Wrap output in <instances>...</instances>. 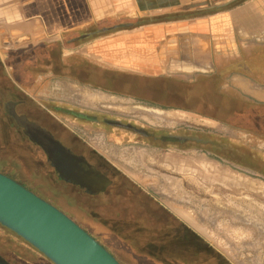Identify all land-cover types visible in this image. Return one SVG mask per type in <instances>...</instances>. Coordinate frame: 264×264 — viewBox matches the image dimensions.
Wrapping results in <instances>:
<instances>
[{"label": "rangeland", "instance_id": "374dc122", "mask_svg": "<svg viewBox=\"0 0 264 264\" xmlns=\"http://www.w3.org/2000/svg\"><path fill=\"white\" fill-rule=\"evenodd\" d=\"M138 1L125 0L123 10L117 15L116 20L112 21L113 23L121 22L123 26L129 25L131 26L129 29L119 27L111 29L109 33H104L97 30H100L101 26L106 22L93 23L76 32L75 37L66 39L70 43H76L77 47H75V44L70 43L69 47H66L68 43L63 39L64 53H61L59 45H56L59 46V49L56 50L55 56L49 55L51 52L49 48H42L38 53L31 51L27 54L16 55L14 61L17 63L24 61L23 65H14V68H11L10 65H4V67L0 68V100H2L3 104L0 109V171L8 174L15 173L21 181L28 182L34 187L36 185L42 187L37 189L41 192H47L49 195L48 199L67 209L70 215L87 228L88 232L111 252L114 257L120 260L122 264H173L157 260H147L153 257L154 259L163 257L159 250L156 251L155 245H150L152 241L160 240L155 237L153 238L156 232L151 228L155 229L156 224L150 223L152 224L151 226L143 220L128 222L129 217L134 218L137 216L138 207H141V211H145L143 208L145 206L144 199L135 192L137 191L136 189L153 194L152 188L159 183V179L155 178V175H150L152 170H150L149 164V168H143L141 173H127L132 186L126 183L125 187L126 191L131 193V196H129L133 201V206L128 204L123 205V202H121V204H118L121 206L116 211L103 204L93 208L90 207V204L86 206L82 202H78L76 203L78 205H75L73 201H67L70 198L65 199L63 196L55 197L54 193L47 190L41 180L31 176V171L30 176L28 175V166L22 165L19 161L23 157L22 152L19 150V147L15 148L12 139L9 137L10 130L7 127V120L3 112V107L11 100L12 94H14V97H18L17 93L12 91V86L19 91L18 98L21 100L32 98L35 100L34 104L36 105L37 103L43 105L42 101L45 100L63 108H67V102L62 99L60 100V94L63 97H70L79 92L75 87L69 85L68 81H62L57 86L53 84L48 85L47 79L52 78V76L47 73L45 74L47 69L45 68L46 65L42 62L45 60L43 57L46 58L47 62L61 61L62 54V59H67V62L91 61L100 63L103 54L107 52L108 46L105 44L107 43V38H112L119 34V37L123 39V45L125 44L123 47H126L124 53H126L127 57L121 60H141L136 42L138 43L141 37L144 38L145 34L143 32H145V29H142L143 27L136 28L135 26L138 24H143L144 26L153 24L151 15H156L160 11H165L166 8L170 9L171 7L169 5L161 7L163 3L161 4L158 0H153V2L143 0V5H140ZM218 1L204 0L197 3L193 2V4L191 3V8H211ZM174 2L176 4L172 7L175 10L181 8L177 0H174ZM247 17L249 18V16ZM95 28L97 29L95 30ZM146 30H149V28H146ZM83 35H87V37H82ZM103 40L106 41L104 42L105 45H103ZM235 40L239 49L248 50V52L228 55H224L225 53H223L219 61L221 60L223 63L228 61L236 62L238 65H229L232 68L237 66V69H231L232 74L247 72V74L256 78L259 82L264 83V30L263 33L253 39L236 38ZM228 43V41L221 42L222 46H227ZM232 44V47H235L234 42ZM250 50H254V52L250 53ZM77 52H82L83 56L76 55ZM48 56H50L49 59ZM247 63L249 65H246ZM218 66L220 72L229 71L226 65ZM13 78L18 79L17 85H15ZM206 81L205 83L201 81L199 83L201 86L191 87V90L195 93L199 91L205 93L209 92L210 89H221V79L218 81L212 79L210 85ZM54 88H61L62 91L57 90L58 95L53 96ZM96 101L99 100L94 98L92 102ZM225 102L227 108L223 107L222 112L224 116L221 118L223 123L210 121L206 118L187 113L183 114L178 111H169L167 114L156 111H139H144L149 115L152 114V122L159 126L157 129L172 134V138L174 139L173 144L169 145L167 143L166 145V143L158 142L159 149L167 146L166 148L170 150L169 154L177 152L179 156H185L186 158H192L197 161L205 159L207 162H213L217 167L213 173L216 174L219 170L223 172L227 171L232 177H235V180L239 181L234 180L233 184L235 183V185L229 186L232 188V197L227 196L231 191L229 187H223L222 189L219 185H214L211 188L207 183L206 187L201 188L200 186L201 194L206 193L207 199H212L217 203V211H222V214L218 215L215 224L206 225L216 226L222 231L218 236L220 244L213 247L232 264H264V196L261 195V190H259L261 188L264 190V103L247 100L238 101V103L233 100ZM224 109H228V111ZM230 110L232 114L234 111H237L238 116L233 117V115H229ZM179 116L181 119L178 118ZM61 119L68 127L75 125L71 123L75 120L72 116L64 115ZM160 154V151H157L154 155H145V158L149 159L150 156L152 158L157 156L155 159H160ZM13 157L17 160L19 158V163L15 160L13 161ZM162 159L165 160V157ZM122 168H124L123 171H126L124 166ZM135 175H137V178ZM185 177L189 178L191 182L195 181V177ZM243 181H247V183ZM249 183L253 187H250ZM190 187L189 184L185 183V210L189 211L188 207L193 206L195 209L190 208V211L195 212L197 205H199V200H203L204 198L194 196L195 193L198 194L194 192L196 186L193 189ZM211 190L213 194L210 196L208 193L210 194ZM60 193L62 195L67 194V191L63 190ZM193 203L196 205H193ZM86 208H89L90 212H87ZM201 210L207 211L206 208H201ZM197 211L198 209L193 214L196 220L200 216ZM153 216L156 215L154 214ZM126 218L127 220H125ZM146 226L149 228L148 231L145 230ZM150 232H153L152 236ZM0 257L9 264H52L35 248L1 225ZM211 259L214 260L212 263L210 257H208V262L205 264H218L216 257ZM223 264H225L224 261Z\"/></svg>", "mask_w": 264, "mask_h": 264}, {"label": "crops", "instance_id": "0c3cea01", "mask_svg": "<svg viewBox=\"0 0 264 264\" xmlns=\"http://www.w3.org/2000/svg\"><path fill=\"white\" fill-rule=\"evenodd\" d=\"M202 1L204 0H177L181 8L175 10L172 7L176 4L174 0H158L164 4L161 7L169 5L171 8L151 15L153 19L160 18V22L141 26L145 29L143 32L145 35L138 43L136 42L141 60H121L127 58L124 53L126 47H123L125 46L123 39L117 34L118 36L107 38L105 43L108 46L107 52L103 54L100 63L91 61L87 63L107 66L109 69L122 72H135L141 78L158 80L160 93L167 95L172 92V96L178 99L181 97L182 105L185 107L172 106L169 111L187 113L214 122L223 123L221 118L224 116L223 107L227 105L225 101L233 100L238 103L247 100L264 103V83L247 72L232 74L231 69H237V66L232 68L229 65H238L236 62L219 61L223 53L228 55L248 52L238 48L236 38L253 39L263 33L264 0H246L235 7L233 5L240 0H219L211 8H191V3ZM124 3L125 0H0V65H23L24 61L18 63L14 61L16 55L31 51L38 53L42 48L57 50L60 46L61 53H64L63 39L68 43L65 44L66 47H69L70 42L66 39L75 37L76 32L85 26L116 20L117 15L123 10ZM138 3L144 4L143 0H139ZM200 11L212 14L187 17V14ZM182 14L186 15L185 18L173 16ZM106 41L103 40V45ZM222 41L229 43L222 46ZM232 41L235 47H232ZM70 44L76 45L72 42ZM252 52L254 50H250V53ZM78 54L83 56L82 52H77L76 55ZM43 59L45 60L42 62L47 64L46 58ZM61 63H67V59H62V54ZM218 65H226L229 71L220 72ZM212 79L216 81L221 79V89L214 88L212 92L205 93L200 91L195 93L191 90V87L201 86L199 84L201 81L205 83L207 80L206 82L211 84ZM178 86L181 88L180 91ZM229 115L238 116L237 111L232 114L231 110ZM132 154L139 159L134 165L127 160L121 163L126 172L138 174L137 172L141 173L143 168L147 169L150 165L152 170L150 175H155V178L159 179V183L152 188L153 194L150 195L155 198L162 212L157 215L162 222H158L153 229L156 232L153 238L160 240L152 241L150 245H155L156 251L159 250L163 257L147 260L173 264H205L208 257L211 263L214 261L211 258L216 257L218 264H223V261L225 264H232L213 247L220 244L218 236L222 231L216 226L206 225L215 224L222 211L218 212L217 203L207 199L206 193L201 194L200 189V186L206 187V183L211 188L214 185H219L222 189L232 186L223 179L228 176H226L228 172L217 171L215 177L216 174L213 172L217 167L213 162L186 158L179 156L177 152H171L170 157H166L165 160L156 158L151 161L144 159L142 161L145 155L141 151ZM185 176L195 177V181L191 182ZM135 177L137 178V175ZM185 183L189 184L191 189L196 186L194 192L198 194L195 193L194 196L204 198L199 200L196 207L200 215L197 220L193 215L196 210L190 211L193 206L188 207L189 211L185 210ZM231 192L232 190L227 196L232 197ZM211 194L212 190L208 195ZM201 208H206L207 211L204 212ZM182 227H185V231L181 229Z\"/></svg>", "mask_w": 264, "mask_h": 264}, {"label": "flooded vegetation", "instance_id": "af4514ba", "mask_svg": "<svg viewBox=\"0 0 264 264\" xmlns=\"http://www.w3.org/2000/svg\"><path fill=\"white\" fill-rule=\"evenodd\" d=\"M120 26H123L121 22L108 21L97 31L109 33L111 29ZM50 51L49 55L55 56L56 50ZM45 65V74L52 76L47 79L48 85L57 86L62 81H68L69 85L79 92L70 97H63L59 93L60 100L67 102V108H63L45 100L42 101L43 105L34 104L35 100L32 98L21 100L18 98L19 91L12 86V91L17 93L18 97L12 94L11 100L4 105L3 112L10 130L9 137L15 148L19 147L22 152L23 157L18 160L22 165L28 166V175L30 176L31 171V176L41 180L55 197L70 198L67 201L71 200L75 205L82 202L86 206L90 204L92 208L103 204L116 211L121 202L123 205L133 206L131 193L126 191L125 187L126 183L131 185L130 179L128 172L123 171L121 163L127 160L134 165L139 159L132 154L136 151H141L147 156L160 151L161 158L166 159L170 150L167 146L159 149L157 144L160 142L171 145L174 140L171 133L157 129L159 126L152 122V114L139 110L167 114L172 106L185 108L181 97L178 99L172 96V92L161 94V88L157 86L158 80L141 78L135 72L116 71L107 66L87 62L63 64L61 61H48ZM2 67L4 65H0V68ZM10 67L14 68V65ZM13 79L17 85L18 79ZM178 88L180 91L181 88ZM57 90L62 91L61 88H54L53 96L58 95ZM209 91L212 92L211 89ZM94 98L99 101L92 102ZM2 105L0 100V109ZM64 115L75 118L71 122L75 124L73 127H68L62 121ZM155 157L157 156L141 160L151 161L155 160ZM12 160L19 163L14 157ZM0 173L63 212L95 239L67 209L48 199L47 192L37 189L42 187H34L21 181L14 172ZM63 190L67 191V194L62 195L60 192ZM136 190L135 192L144 199L145 211L138 207L137 216L129 217L128 222L143 220L151 226L150 223L162 222L157 217L162 212L155 198L147 192ZM86 211L90 212L89 208H86ZM154 214L156 216H153ZM163 224L165 225V222ZM145 230L148 231L149 228Z\"/></svg>", "mask_w": 264, "mask_h": 264}, {"label": "water", "instance_id": "95a60500", "mask_svg": "<svg viewBox=\"0 0 264 264\" xmlns=\"http://www.w3.org/2000/svg\"><path fill=\"white\" fill-rule=\"evenodd\" d=\"M0 225L52 264H120L63 212L0 173ZM0 264H8L0 257Z\"/></svg>", "mask_w": 264, "mask_h": 264}, {"label": "trees", "instance_id": "16d2710c", "mask_svg": "<svg viewBox=\"0 0 264 264\" xmlns=\"http://www.w3.org/2000/svg\"><path fill=\"white\" fill-rule=\"evenodd\" d=\"M246 0H240V1H238L237 3H235L234 5H233V7H235V6H239V5H241V4H243L244 2H245ZM208 14H212L211 12L210 13H207V12H202V11H200V12H195V13H190V14H187V17H199V16H204V15H208ZM174 17H177V16H182L183 18H185V14H182V15H173ZM160 18H155V19H152V21L153 22H160ZM141 26H144L143 24H138L137 26H135L136 28L137 27H141ZM121 28H125V29H129L131 26H129V25H126V26H120ZM181 229H183L184 231H185V227L183 228H181Z\"/></svg>", "mask_w": 264, "mask_h": 264}, {"label": "bare ground", "instance_id": "6f19581e", "mask_svg": "<svg viewBox=\"0 0 264 264\" xmlns=\"http://www.w3.org/2000/svg\"><path fill=\"white\" fill-rule=\"evenodd\" d=\"M141 110V109H140ZM144 112V111H143ZM148 114V113H147ZM153 114H155V113H153ZM177 118V117H176ZM178 118H180V116L178 117ZM185 118V117H184ZM181 119V118H180ZM201 162V161H200ZM207 164V163H206ZM200 166V165H199ZM214 168H215V166H213ZM210 169V168H209ZM209 171V170H208ZM220 171V170H219ZM227 172V171H226ZM220 174V173H219ZM215 175V174H214ZM228 175V176H227ZM222 176H223V174H222ZM227 176V177H226ZM226 176H224V177H226V178H223L224 180H226L230 185L232 184V186L233 185H235V183L233 184V182H234V180H235V177H232V176H229V173L228 174H226ZM215 177H217V174H216V176ZM221 178V177H220ZM234 178V179H233ZM238 179V178H237ZM241 180V179H240ZM235 181H237V180H235ZM242 181V180H241ZM237 182H239V181H237ZM244 183H247V181L245 182V181H243ZM238 184H240V183H238ZM241 184H242V182H241ZM240 184V185H241ZM256 184V183H255ZM254 184V185H255ZM246 185V184H245ZM249 186L250 187H253L250 183H249ZM258 187V186H257ZM262 187V186H261ZM254 188H256V187H254ZM253 188V189H254ZM257 189V188H256ZM259 189V188H258ZM259 190H261V192L260 193H262L261 195H264V190H263V188H261V189H259ZM259 190H256V191H259ZM259 193V192H258Z\"/></svg>", "mask_w": 264, "mask_h": 264}]
</instances>
